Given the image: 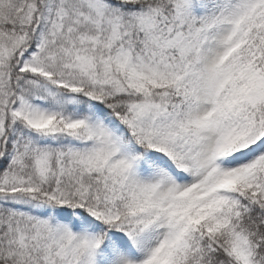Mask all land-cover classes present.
Listing matches in <instances>:
<instances>
[{
	"label": "snow or ice",
	"instance_id": "6c2138e0",
	"mask_svg": "<svg viewBox=\"0 0 264 264\" xmlns=\"http://www.w3.org/2000/svg\"><path fill=\"white\" fill-rule=\"evenodd\" d=\"M0 264H264V0H0Z\"/></svg>",
	"mask_w": 264,
	"mask_h": 264
}]
</instances>
